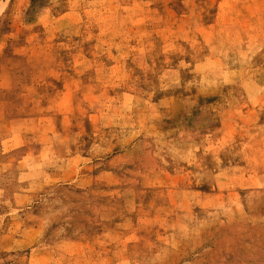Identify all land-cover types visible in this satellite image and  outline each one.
I'll use <instances>...</instances> for the list:
<instances>
[{"label": "rangeland", "instance_id": "1", "mask_svg": "<svg viewBox=\"0 0 264 264\" xmlns=\"http://www.w3.org/2000/svg\"><path fill=\"white\" fill-rule=\"evenodd\" d=\"M0 264H264V0H0Z\"/></svg>", "mask_w": 264, "mask_h": 264}]
</instances>
